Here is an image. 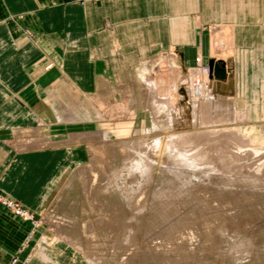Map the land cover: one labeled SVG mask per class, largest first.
Masks as SVG:
<instances>
[{"label":"rangeland","instance_id":"obj_1","mask_svg":"<svg viewBox=\"0 0 264 264\" xmlns=\"http://www.w3.org/2000/svg\"><path fill=\"white\" fill-rule=\"evenodd\" d=\"M103 1L118 7V0H77ZM119 1L125 15L111 8L114 15L103 20L109 71L96 74L88 95L63 88L76 95L58 97L57 116L47 111L45 127L8 144L14 156L20 148H65L63 164L71 162L48 186L36 169L21 177L20 166L12 176L22 179L16 190L0 185L1 209L29 226L8 264H264L263 50L200 49L201 36L208 43L226 27L218 20L229 16H215L223 0ZM238 3L245 7V0ZM100 18L94 16V35ZM236 18L237 26L245 23L244 15ZM98 39L93 59L103 51ZM203 54L211 61L198 69ZM182 77L197 88L196 110L170 126L168 113L178 109L173 99H183ZM208 89L233 108L213 107ZM152 96L157 104L171 96L174 103L152 111ZM139 141L148 143L134 151ZM168 149L198 167L170 162ZM133 155L141 164L153 159L150 181L130 169ZM22 187L43 189L42 202L22 200Z\"/></svg>","mask_w":264,"mask_h":264},{"label":"crops","instance_id":"obj_2","mask_svg":"<svg viewBox=\"0 0 264 264\" xmlns=\"http://www.w3.org/2000/svg\"><path fill=\"white\" fill-rule=\"evenodd\" d=\"M238 1H221L224 6L215 11V16H229L226 20H218L226 27L215 29L208 43L201 36L200 49L215 47L214 39L220 38L224 42L214 48L215 53L224 52L225 47H244L247 55L250 52L259 55L261 49L264 52V0H245L244 8L238 7ZM114 2H89L83 6L77 0H0V185L5 189H17L22 179L12 176L18 166L22 170L21 177L30 169L40 171L38 180L48 186L57 172L67 167L65 163H71L68 159L63 164L68 152L65 148L50 151L20 148L14 156L8 144L16 135H25L30 128L45 127L49 118L47 111L57 116L58 97L76 95L67 90L78 93L79 88L81 94L88 95L96 74L109 71V57L105 58L109 56L105 50L109 47L105 26L109 24L104 25L103 20L108 21L110 14L114 15L111 8L121 9L118 16L125 15L126 6L124 1L118 0L115 8ZM238 15L246 17L242 27L237 26ZM94 16L102 20L101 25H97L100 30L96 35ZM99 35L103 51L101 57L93 59L92 53L99 47L95 43L99 42ZM180 55L184 58L183 52ZM203 57L206 58H200L197 63L198 69H205L204 64L211 61L210 55L203 54ZM99 62L103 65L98 66ZM228 62L231 59L228 58ZM63 88L66 92H62ZM27 140L30 139L20 141ZM21 189L26 192L18 196L25 202H42L43 189ZM28 230L27 224L8 216L0 207V264L9 263Z\"/></svg>","mask_w":264,"mask_h":264},{"label":"bare ground","instance_id":"obj_3","mask_svg":"<svg viewBox=\"0 0 264 264\" xmlns=\"http://www.w3.org/2000/svg\"><path fill=\"white\" fill-rule=\"evenodd\" d=\"M220 42L223 43L224 41L223 40L221 41L220 38L219 39L218 38L214 39V45H215L216 48L220 47ZM226 78L229 79L228 76ZM172 81H175V77L173 78ZM178 81L179 82L177 84V89L179 88L180 84H181V86H183V87H180L183 90L179 89L180 94L183 95V99H181L178 96V94H177V97H175V99H173L177 103L178 109L175 112L173 111V112H169L168 113V119L170 121V126L174 125L176 123L175 121L181 120V119H184V118H185V121H188L190 116H191L190 115L191 112H194L196 110V103H195L196 101H195L194 97L198 95V91H197V88H196L194 82L192 84V88L194 89L193 90L192 88L187 87V85L185 84L186 81H184V77L180 78V80H178ZM226 83L229 84V80H227ZM184 86H186L185 89H184ZM205 93H206L205 97H208L207 99H208L209 103L213 107L218 108L219 110H224V111L231 110L230 109L231 107L233 108V106L230 105L231 104L230 102H224V101L221 102L220 98H219V101L215 100L213 98V96H212L213 95L212 92H210L209 89ZM156 94H157V92H155V97H156ZM171 98H172V96L170 98L168 97L166 102H164L162 104H157L156 101H155L156 99L153 100V96H152L151 101H150V104L152 105V111L154 110L156 112H159L162 109L168 108V106H170L171 104L174 103L171 100ZM190 98L192 100H190ZM187 99H189V100H187ZM171 101H172V103H171ZM189 101H191L190 108H188ZM166 110H170V109H166ZM143 143H148V142H146V141H144V142H140V141L139 142H134V144H133L134 145L133 146L134 151H137V149L140 148L143 145ZM155 145H157V144H155ZM149 149H152V148L149 147ZM184 155H186V154H184ZM144 158H145V162L143 164H141L142 162L141 163L138 162V160L140 159L139 156L138 155H135V156L133 155L130 158V164H131L130 165V169L131 170H139L140 173L146 178V180L150 181L151 174H152L151 171H152V168H153V159H151V158L147 159L146 157H144ZM168 158H169L170 162H173L174 164H184V165H188L189 167H198V165L194 161H191L188 158L181 159V157H179V155H178V153L176 151H171L170 149H168ZM207 167L208 168L210 167L212 170L214 169L212 166H209V165H207ZM196 189H198V188H196ZM194 195H195V192H194ZM203 195H205V194H203Z\"/></svg>","mask_w":264,"mask_h":264},{"label":"water","instance_id":"obj_4","mask_svg":"<svg viewBox=\"0 0 264 264\" xmlns=\"http://www.w3.org/2000/svg\"><path fill=\"white\" fill-rule=\"evenodd\" d=\"M181 90H183V89H181Z\"/></svg>","mask_w":264,"mask_h":264}]
</instances>
